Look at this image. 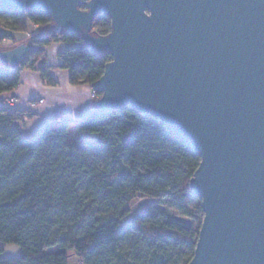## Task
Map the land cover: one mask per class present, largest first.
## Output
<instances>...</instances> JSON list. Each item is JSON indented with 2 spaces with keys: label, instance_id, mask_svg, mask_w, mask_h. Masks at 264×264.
Returning <instances> with one entry per match:
<instances>
[{
  "label": "trees",
  "instance_id": "trees-1",
  "mask_svg": "<svg viewBox=\"0 0 264 264\" xmlns=\"http://www.w3.org/2000/svg\"><path fill=\"white\" fill-rule=\"evenodd\" d=\"M29 24L51 20L40 10L0 9V48ZM109 30L108 16L97 14L92 33ZM28 38L18 65L0 59V93L14 90L21 70L38 61L41 78L53 83L42 59V47L53 42L67 45L58 58L73 85L94 87L111 59L79 34ZM94 108L77 123L54 116L24 138L23 112L0 106V264H68L71 257L82 264H186L192 257L203 213L188 182L199 155L155 116L127 106ZM137 197L169 203L125 219ZM8 244L19 248L17 257L2 255Z\"/></svg>",
  "mask_w": 264,
  "mask_h": 264
},
{
  "label": "water",
  "instance_id": "water-1",
  "mask_svg": "<svg viewBox=\"0 0 264 264\" xmlns=\"http://www.w3.org/2000/svg\"><path fill=\"white\" fill-rule=\"evenodd\" d=\"M109 53L95 107L157 117L199 155L203 213L186 264H264V0H0ZM110 20L105 35L92 20ZM28 42L0 48L18 65Z\"/></svg>",
  "mask_w": 264,
  "mask_h": 264
},
{
  "label": "crops",
  "instance_id": "crops-1",
  "mask_svg": "<svg viewBox=\"0 0 264 264\" xmlns=\"http://www.w3.org/2000/svg\"><path fill=\"white\" fill-rule=\"evenodd\" d=\"M48 31H53L52 24L42 27L29 24L28 32L12 33V37L5 40L2 47L26 43L29 39L27 34L39 35ZM65 47L67 45L61 42H53L42 47L46 74L53 83H47L41 78L37 69L41 62L38 61L34 68L21 70L19 83L14 90L0 93V106L19 110L25 115L26 118L19 123L24 138H31L35 131L54 116H62L77 123L95 109V100L90 98V86L71 84L68 70L60 68L58 54ZM9 98L13 101L8 102ZM39 99L42 100L41 103L29 105V101ZM2 255L15 258L19 255V248L13 244L5 245Z\"/></svg>",
  "mask_w": 264,
  "mask_h": 264
},
{
  "label": "rangeland",
  "instance_id": "rangeland-1",
  "mask_svg": "<svg viewBox=\"0 0 264 264\" xmlns=\"http://www.w3.org/2000/svg\"><path fill=\"white\" fill-rule=\"evenodd\" d=\"M28 37H29V35H28ZM94 100H96V99H94ZM84 136L87 137L88 140L93 138V136H91V135L84 134ZM151 203H155L158 206L165 207L169 203V200H162V201L157 202V201L152 200L149 197H137L132 203L131 212L125 217V219L132 217V215H134L140 209H142L143 207H145ZM68 264H77L75 258L71 257L68 261Z\"/></svg>",
  "mask_w": 264,
  "mask_h": 264
},
{
  "label": "built area",
  "instance_id": "built-area-1",
  "mask_svg": "<svg viewBox=\"0 0 264 264\" xmlns=\"http://www.w3.org/2000/svg\"><path fill=\"white\" fill-rule=\"evenodd\" d=\"M27 35H29V34H27ZM95 90H96L95 87H90V98L93 99V100H94V99H97V96H96ZM12 101H13L12 98H9V99H8V102H12ZM37 102H38V103H41L42 100H41V99H39V100H37V101H33V100H31V101H29V105H30V106H34ZM24 118H26V117L23 116L22 119H24ZM77 264H82V262H81L80 260H77Z\"/></svg>",
  "mask_w": 264,
  "mask_h": 264
}]
</instances>
